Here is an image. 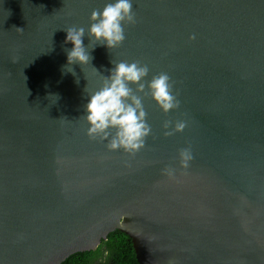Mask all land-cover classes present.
<instances>
[{
  "label": "water",
  "instance_id": "1",
  "mask_svg": "<svg viewBox=\"0 0 264 264\" xmlns=\"http://www.w3.org/2000/svg\"><path fill=\"white\" fill-rule=\"evenodd\" d=\"M105 2L0 0V264H62L116 230L139 264H264V0H134L123 44L62 73L63 29ZM121 61L167 73L180 102L165 114L142 96L135 154L90 139L83 117Z\"/></svg>",
  "mask_w": 264,
  "mask_h": 264
},
{
  "label": "clouds",
  "instance_id": "2",
  "mask_svg": "<svg viewBox=\"0 0 264 264\" xmlns=\"http://www.w3.org/2000/svg\"><path fill=\"white\" fill-rule=\"evenodd\" d=\"M134 0H106L102 9L93 10L87 29L72 26L63 29L66 32L64 44H71L65 49L66 65L62 66V73L75 76L73 64L87 65L94 57L91 53L96 47L107 50L119 47L126 39L125 26L135 23L133 11ZM87 34L89 43L84 44ZM195 39V37H191ZM89 44L92 45L89 50ZM112 64V62H111ZM113 65V64H112ZM149 67L139 62L121 61L103 75L102 85L87 94L83 117L88 125L87 135L90 139L99 138L106 142L109 151L123 150L128 154H135L146 145L151 135V126L147 122L142 96L146 93L154 103L165 113L178 109L180 102L173 94L174 84L167 73L149 76ZM79 84V79L75 81ZM59 99L58 95H50ZM165 136L182 132L186 127L184 121L174 126L166 122ZM180 165L187 168L193 159L190 148H184L179 153ZM172 177L174 169H167Z\"/></svg>",
  "mask_w": 264,
  "mask_h": 264
},
{
  "label": "trees",
  "instance_id": "3",
  "mask_svg": "<svg viewBox=\"0 0 264 264\" xmlns=\"http://www.w3.org/2000/svg\"><path fill=\"white\" fill-rule=\"evenodd\" d=\"M62 264H139L133 238L121 231L112 232L96 250L77 253Z\"/></svg>",
  "mask_w": 264,
  "mask_h": 264
}]
</instances>
